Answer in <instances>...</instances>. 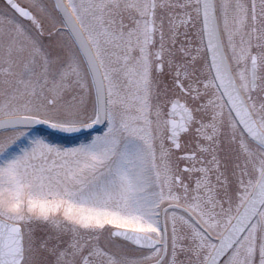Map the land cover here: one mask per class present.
I'll list each match as a JSON object with an SVG mask.
<instances>
[{
    "label": "flooded vegetation",
    "instance_id": "1",
    "mask_svg": "<svg viewBox=\"0 0 264 264\" xmlns=\"http://www.w3.org/2000/svg\"><path fill=\"white\" fill-rule=\"evenodd\" d=\"M107 2L108 45L112 60H127L129 54L137 59L142 54L147 67V70L143 68L140 78L141 90L137 103L143 110L142 122L137 125V137L145 159V177L153 194L144 195L147 204L144 201L140 204L139 213L144 215L141 218L144 224L159 227V238L135 228L120 229L143 233L156 241L157 246L148 250L158 249L160 258L149 264H160V259L166 255L167 244L169 246V241L173 239L168 229L167 212L174 211L183 215L182 219L173 220L181 232L175 237L179 241V237L184 238V243L178 246L180 257L176 263L182 264V255L186 251V254H205L209 244L213 243L207 252L208 257L217 239L238 214L264 171V147L243 133L215 83L204 43L198 0ZM214 2L219 36L229 70L256 126L264 133V0ZM0 4L6 9L5 16L22 24L19 33L24 34V38L26 35L32 36L34 30L40 33V25L34 16L30 20H24L2 0ZM84 35L87 38L85 33ZM92 51L94 53L93 48ZM11 76H1L0 87L11 83ZM109 97L106 91V126L113 119L114 101ZM123 101L128 102V99ZM94 105V118L75 125L86 124L95 119V97ZM14 116L37 117L12 114L0 115V119ZM125 117L127 118L126 115ZM128 122L122 121L125 124L130 123ZM11 133L15 136L0 142V177L11 172L20 185V176L25 177L27 185L21 187L26 195H23V191L19 192L13 196L12 201L4 206L0 204V219L19 226L22 242L26 233L24 227H27V233L34 236L40 231H49L54 225L61 228L68 225L73 227L76 236L82 226H85L83 229L89 232L86 238L98 247V223L103 224L102 226L113 225L108 222V216L96 217L93 204L82 206V200L87 201L89 193L86 190L97 182V178L108 173L98 169L99 166L96 168V163L90 159L82 158L84 155L80 158L77 151L90 145L96 134L75 139L51 138L60 141L64 147L74 149L73 166L64 172L58 171L55 175L42 173L41 176H35V172L31 170L20 175L22 172L17 170L16 159L19 147L31 145L25 135L33 133V130L13 128L0 131V135ZM243 178L245 185L248 179H251V183L247 194L242 198L239 191ZM232 192L233 199L230 200ZM177 196L178 198H174ZM109 202L106 210L111 213L112 204ZM195 205L198 207H193ZM226 210H229V215H226ZM113 230V227L109 228L108 234H104L105 242L119 239L113 235ZM59 232L49 239V248L55 247ZM248 232L249 243L253 246L250 264H264L261 252L264 251V202L219 264L232 253ZM199 235L205 240L202 251L197 248L199 241L197 242L196 237ZM124 242L135 249L147 250ZM56 253L58 251H32L31 258L35 260L31 264H49L53 257L63 258L60 261L69 258L67 264H82L88 257L90 264H101L102 255L98 249L82 250L79 246L67 256ZM237 258L240 255L235 262ZM40 259L45 262L42 263ZM23 260L22 250L19 264H23Z\"/></svg>",
    "mask_w": 264,
    "mask_h": 264
},
{
    "label": "rangeland",
    "instance_id": "2",
    "mask_svg": "<svg viewBox=\"0 0 264 264\" xmlns=\"http://www.w3.org/2000/svg\"><path fill=\"white\" fill-rule=\"evenodd\" d=\"M16 1L33 13L40 25V33L34 30L32 36L26 35L24 38V34L19 33L22 24L18 20L14 21L13 18L5 16L6 9L0 4L2 12L0 15V77L12 75L11 83L0 87V115L27 114L67 125L92 120L95 105L91 80L73 41L63 27L52 0ZM64 1L86 34L101 68L107 94L115 102L112 104L113 119L109 120V124L105 125L102 132L93 136L90 145H86L82 150L77 149L80 158L84 155L82 158L90 159L96 163V168L99 166L98 169L108 173L98 177L97 182L86 190L89 193L88 199L82 200V206L87 207L93 204L96 217L108 216L110 218L108 222L113 226H102L103 224L98 223L99 248L95 247L88 237L86 238L89 232L83 229L85 226H82L78 234L81 237L74 236L73 227L68 225L62 228L54 225L49 231L45 233L40 231L34 236L27 233V227H24L26 233L23 242V264H31L35 260L31 258L32 251L54 250L58 251L56 255L67 256L79 246L82 250L98 249L102 255L101 264L155 262L160 258L158 249L138 250L119 239L115 238L108 243L103 238L112 227L114 229L135 228L150 232L151 235L159 238V227L144 224V220L141 219L144 215L141 216L139 213L140 204L143 201L147 204L145 196L153 194L145 177V159L137 137L139 130L137 125L142 122L143 110L137 100L141 90L140 78L143 68L147 70L145 60L142 54L137 59L129 54L130 58L126 57L127 60L120 62L112 60L111 48L108 45L107 0ZM4 54L9 56L5 58ZM124 99H128V102L123 101ZM15 135L1 134L0 142ZM25 138L30 140L31 145L21 146L17 151V170L22 172L19 173L20 175H25L28 170L35 172L33 174L35 176H41L42 173L55 175L58 171L64 172L72 168V158L75 156L73 148L64 147L60 141L42 136L34 130L33 133L25 135ZM260 163L261 159H259ZM20 177L19 183L27 185L26 178ZM244 180L245 178L242 179L239 191L242 198L247 194L251 183V179H248L245 185ZM21 185L16 183L11 172L0 177L1 206L12 201L13 196L19 192L23 191V195H26ZM233 193L230 195V200L233 199ZM107 202L112 204L109 205L112 209L111 213L106 210ZM228 212L229 210H226V215H229ZM167 213L168 229L173 239L169 241V246L167 244L166 255L160 259V264H177L180 257L178 246L184 243V238L179 237V241L175 237L181 232L180 227L175 226L173 220H180L183 215L174 211ZM58 231L60 235L56 237L55 247L49 248V239L54 237V234L57 235ZM249 238L248 232L221 264H250L253 246L249 243ZM196 239L197 242L199 241L197 248L202 251L204 237L199 235ZM212 245L213 243L209 244V248L205 250L206 253ZM261 252L264 255V251ZM186 253L187 251L182 255V264H202L208 255V253L201 255V252ZM238 255L240 258H237L235 262ZM61 259L53 257L49 264L68 263L69 258L60 261ZM82 264H90L89 258H85Z\"/></svg>",
    "mask_w": 264,
    "mask_h": 264
},
{
    "label": "water",
    "instance_id": "3",
    "mask_svg": "<svg viewBox=\"0 0 264 264\" xmlns=\"http://www.w3.org/2000/svg\"><path fill=\"white\" fill-rule=\"evenodd\" d=\"M16 15L30 20L32 14L15 0H2ZM55 8L71 35L89 71L97 103L93 122L78 126H58L32 117H9L0 119V131L11 128L37 129L58 138H76L98 132L105 123V88L102 75L92 50L82 31L63 0H52ZM199 13L205 47L215 83L243 133L264 147V133L256 126L229 70L217 26L214 0H199ZM264 202V171L242 208L226 228L205 264H219L248 227ZM113 235L136 247L151 249L156 242L141 233L113 230ZM22 256V238L17 225L0 219V264H19Z\"/></svg>",
    "mask_w": 264,
    "mask_h": 264
}]
</instances>
